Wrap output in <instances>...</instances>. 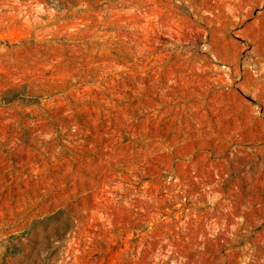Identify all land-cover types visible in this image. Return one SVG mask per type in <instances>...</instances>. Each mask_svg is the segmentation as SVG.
Masks as SVG:
<instances>
[{"label": "rangeland", "instance_id": "1", "mask_svg": "<svg viewBox=\"0 0 264 264\" xmlns=\"http://www.w3.org/2000/svg\"><path fill=\"white\" fill-rule=\"evenodd\" d=\"M0 264H264V0H0Z\"/></svg>", "mask_w": 264, "mask_h": 264}]
</instances>
